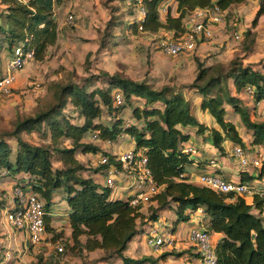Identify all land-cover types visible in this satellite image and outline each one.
<instances>
[{
	"label": "trees",
	"instance_id": "1",
	"mask_svg": "<svg viewBox=\"0 0 264 264\" xmlns=\"http://www.w3.org/2000/svg\"><path fill=\"white\" fill-rule=\"evenodd\" d=\"M132 1L138 10L136 0ZM59 2L61 0H29L28 4H23L17 0H0L3 43L11 50L21 45L24 50L33 51L37 61H44L49 48L56 45L59 38L54 18V8ZM169 2L176 3L178 16L174 15L173 6H168L162 15L161 9ZM246 2L142 0L146 14L128 28L134 35L164 32V40H178L189 31L186 20L193 12L218 7L226 12L225 19L231 20V8ZM262 15L264 0H261L253 27ZM250 35L247 31L246 38ZM251 47L248 46V51ZM102 79L108 85L106 88L97 87ZM193 89L202 97V110L212 116L217 127L200 123L192 113L191 101L171 87L154 89L147 82L101 74L76 82L72 79L51 82L35 114L18 118L14 129L0 136V180L12 179L16 182L15 188L24 193L32 192L44 202L46 232L52 236L54 245L63 247L62 252L56 251L57 255L64 253L83 259L88 254L101 252L103 257L93 264L117 261L161 264L169 258L186 256L199 260V255L192 254L191 250L140 259L126 253L131 243L144 234L147 223L160 221L162 212L169 211L175 216L174 226L170 228L175 233L179 224L192 221L193 215L202 210L207 219L202 228L220 236L215 246L216 264H264V198L256 194L249 203L242 196L217 193L195 185L187 175V169L195 163L193 152L184 148V144L191 142L196 151L227 156L224 143L229 141L246 149L237 124L230 119L234 113L250 134L252 149L261 148L264 152V121L253 120L257 108L251 109L241 98V94L247 92L256 104L264 101V74L235 59L229 68L201 67ZM118 92L125 100L121 106L114 100ZM135 99L144 101V106L131 107ZM127 107L132 108L133 119L142 127L127 126L120 118ZM105 111L111 119L109 124L102 121ZM34 132L38 134L39 144L23 138L24 134ZM189 132L200 137L202 143H197ZM94 134L102 142H115L127 134L135 141V149H146L148 166L159 189L150 201L148 215L142 212V205L133 207L127 200L112 199L111 190L96 182L94 175L105 174L107 165L93 169L78 159L79 154H92L108 156L114 161L115 155L86 142L87 136ZM12 140L15 148L9 144ZM240 176L244 184L251 180L261 182L264 164L261 168L242 169ZM57 200L66 202L68 207L64 219L71 229V237L66 240L53 226ZM4 205L5 201L0 200V207ZM33 248L31 245V252ZM45 255V252L36 254L34 264H58L54 256Z\"/></svg>",
	"mask_w": 264,
	"mask_h": 264
},
{
	"label": "rangeland",
	"instance_id": "2",
	"mask_svg": "<svg viewBox=\"0 0 264 264\" xmlns=\"http://www.w3.org/2000/svg\"><path fill=\"white\" fill-rule=\"evenodd\" d=\"M168 6H173L175 15L173 2L164 5L161 9L162 15L166 13ZM260 8L261 0H247L244 4L233 6L231 8L233 18L231 20L226 19L221 25H214V33L211 39H201L197 42L194 51L184 52L172 57L167 56L159 48V42L164 40L163 36L166 33L161 32L154 35L140 32L134 35L131 29L128 28L129 25L140 19V14L132 0H61V2L56 3L54 8V18L59 29V38L56 45L49 48L44 61L35 60L29 66L28 72L20 79L19 85L14 89L11 96H0V136L11 132L18 118L33 116L37 110L39 100L44 99L47 95L48 85L57 80L67 82L72 79L76 82L101 74L118 75L139 83L147 82L154 89L171 87L183 94L191 103L196 102L199 105L202 97L195 93L193 86L201 67L222 65L229 68L236 59L264 74V15L259 19L257 26L253 27V21ZM70 16L73 17L71 21L69 20ZM236 31H241L243 34L240 41L234 38ZM247 31L251 34L250 38H246ZM1 44H3L2 41H0ZM248 46H252L251 51H248ZM4 53L8 56L11 55L9 49L5 50ZM34 83L40 86L32 87L31 85ZM107 86L105 79L97 84V87L106 88ZM241 98L245 100L250 108L257 105L251 100L247 92L242 93ZM144 103V101L135 99L131 107H143ZM69 110H72V108L69 107ZM73 115L77 116L75 113ZM120 118L129 124H137L142 127L141 123H137L133 119V110L130 107L124 110ZM230 119L237 124L247 152H256L257 149H252L250 145L251 136L241 123L239 116L233 113ZM257 119L264 121V115L259 114ZM253 120H256V118H253ZM102 121L106 124L111 121L106 111ZM123 135L115 142L116 145L113 143L112 146L107 142L106 144L93 142L91 140L92 135L87 136L86 142L100 146L104 152L109 154L113 152L124 154L125 150L135 149L136 144L132 137H128L126 134ZM23 138L33 144H39V137L36 132L31 135L24 134ZM9 144L13 148L16 147L14 140L9 141ZM116 146L118 147L116 148ZM187 147L190 146L185 144L184 148ZM224 147L229 154L227 157L232 161L231 163H234V167L230 166L229 168H235L238 171V173H229L237 180L241 167L233 153L231 143L226 141ZM199 154L194 153V156ZM77 157L93 169L101 166V158L98 155L79 154ZM197 169L201 171L200 168ZM104 170L108 169L105 168ZM249 171H252V169H249ZM102 175L104 177L101 178ZM102 175L99 173L97 177L105 180L106 174L103 173ZM11 182L10 179L0 180V200L6 201V204L13 197L14 187L11 186ZM245 183L256 185L258 180L246 181ZM248 202L250 203V198ZM60 204L61 202H58L53 211L56 218L54 224L57 227V234L62 232L64 240H66L69 237V228L63 218L64 206ZM150 206L151 203L143 205L142 212L148 215ZM160 216V221L157 223H147L144 227V234L130 247L126 253L127 256L138 259L143 256L159 258L162 254L173 251L191 250L192 253L194 250L195 252V247L189 242L187 234L193 229L201 228L192 226L190 222H185L179 224L178 230L172 233L170 228L174 226L175 219L173 213L165 211ZM156 230L160 234L171 235L176 241V246L173 248L162 247L158 251L149 246L147 244L148 235ZM16 233L19 232L16 231ZM1 234L0 227V241L6 238V235ZM51 238L52 236L47 233L43 241L38 244V252H45L49 257L54 256L58 264H93V262H97L103 257L101 252L88 254L83 259L64 255V253L59 256L56 254L58 245H54ZM59 243H62V241ZM1 246L0 254L1 251L7 249L12 252L17 250L14 245ZM9 246L11 247L9 248ZM188 258L190 257L182 259L169 258L161 264H189ZM23 264L34 263H31L29 259ZM193 264H200V262L199 260L193 261Z\"/></svg>",
	"mask_w": 264,
	"mask_h": 264
},
{
	"label": "built area",
	"instance_id": "3",
	"mask_svg": "<svg viewBox=\"0 0 264 264\" xmlns=\"http://www.w3.org/2000/svg\"><path fill=\"white\" fill-rule=\"evenodd\" d=\"M20 3L28 4L29 0H17ZM138 13L142 19L146 12L142 8V0H136ZM226 12H222L218 7L214 10H197L186 20L188 32L178 40H163L159 42V48L167 56H178L184 52L195 50L197 42L201 39L209 40L213 37V26L223 24L226 19ZM69 20H73L70 16ZM234 38L240 41L242 32L236 31ZM35 53L24 50L23 46L13 49V58L6 65V74L0 76V96H11L18 79V73L24 70L29 64L35 62ZM33 86H37L33 84ZM38 87V86H37ZM116 105L121 106L125 100L121 93L114 96ZM131 124L127 123V126ZM91 140L95 143L102 142L98 135L94 134ZM105 143V142H102ZM110 143V142H108ZM187 152H193L191 147L185 148ZM233 153L242 169L250 167L261 168L264 164V152H247L241 146H234ZM115 155V154H114ZM101 165H107L105 171V186L111 190L112 196L116 191L122 190L126 194L127 201L133 207L143 206L150 203L151 199L159 192L148 166L146 149H132L121 155H115L112 162L108 156H101ZM193 181V180H192ZM196 181L200 186L208 188L214 192L222 194H236L244 198L254 197L260 194L264 198V189H260L259 184H244L242 181H230L219 176L216 172H204ZM45 204L37 195L32 192L24 193L15 188L13 192L12 207L5 213L6 222L14 229L25 232L29 236L32 244L38 245L46 237L45 224ZM147 244L156 251L162 247L173 248L176 241L171 235H164L158 231L150 232ZM189 242L195 247V253L199 255L201 264H216L215 253L216 244L213 237L206 229H193L188 233ZM59 252L63 247L58 246ZM6 261H11L15 256L12 253H5Z\"/></svg>",
	"mask_w": 264,
	"mask_h": 264
},
{
	"label": "crops",
	"instance_id": "4",
	"mask_svg": "<svg viewBox=\"0 0 264 264\" xmlns=\"http://www.w3.org/2000/svg\"><path fill=\"white\" fill-rule=\"evenodd\" d=\"M173 5L175 6V12H176V3L173 2ZM175 16H178L177 12H176ZM0 41H2V39ZM2 43H3V41H2ZM4 44H5L6 47L4 46ZM8 46L9 45L7 43H3V44L0 45V76H3V75L6 74V65L13 58V50H11ZM7 49H9L10 52H11L10 56H8L7 54L4 53L5 50H7ZM31 64H29L27 66L28 68L26 67L24 70H22V71H20L18 73V79H17V83L15 85V88L19 85L20 79L23 77V75L26 72H28L29 66H31ZM35 85H37L38 87L40 86L39 84H35ZM31 86L32 87H37V86H33V84ZM201 103H202V100H201L199 105H197L196 102L192 104V113H193V115L199 120L200 123H204L207 126H209L210 128L217 127V125L215 124V121L212 118V116L208 112L202 110ZM255 107L257 108V116H259V114L260 115H264V101L259 103V104H257L253 108H255ZM253 108H251V109H253ZM230 112H231V110H230ZM231 114H233V113H231ZM257 116H256V120L257 121H263L261 119H257ZM189 133H190L191 137L196 140L197 143H202V139L200 137L194 136L195 134L193 132H189ZM126 136L129 137V135H127V134H126ZM117 141H115V142H117ZM115 142H110L109 144L111 146L113 145V143H114V145H116ZM105 144H106V142H105ZM186 145H189L193 149L192 158L195 160V163L191 167H189L187 169V175L190 177L191 182L194 183L195 185H199V183L196 181V179L198 178V176H200L204 172H216L219 176L223 177L226 180L236 181V182L237 181H241V176L240 175H239L238 179L235 180L234 176H232L230 174L231 172L238 173V171L235 168H233V169L229 168L230 166L234 167V163H231L232 161L227 157L228 155L227 156H220V155H218L216 153H210V152L205 153V152L196 151L197 150L196 147L191 142L186 143ZM234 146H236V145H233L231 143V147H234ZM117 147L118 146H116V148ZM105 149H107V147H105ZM114 149H115V147H114ZM129 150H132V149H129ZM129 150H125V151L127 152ZM257 151H263V150L261 148H258ZM194 153H200V154L194 156ZM114 154L115 155H121L123 153L118 154V153H114L113 152L112 155H114ZM98 156H100V158H101V155H98ZM197 168H200L201 171H199ZM241 170H242V168H241ZM241 170L239 171V174H240ZM102 174L103 173H101V175ZM102 177H104V176L102 175L101 178ZM94 178H95L97 183H99L101 185H105V180L104 179L101 180V178H98L97 175H94ZM10 180L12 181L11 182V186H13L14 189H15L16 182L14 180H12V179H10ZM257 184L261 185L260 189H262V190L264 189V179L261 182L258 181ZM6 197H8V196H6ZM111 198L112 199L125 200L126 199V194L122 190H118V191H116L114 196H112V194H111ZM249 198H250V203H251L253 201V197H248V198H246V200L248 201ZM12 200H13V197H11V200H9V201L7 199L8 204H6V201H5V205H4L5 207H0V227H1V231H2L1 235H6V238L1 239L0 246L1 245H6V244H10V245H14L15 248H17V250H16V252H12L10 249H7L5 251H1L0 264H13V263L14 264H23V263H26L27 260L29 261V259H30L31 263H34V262H36L35 256H36V254L39 253L38 252L39 251V245L32 244L30 242V240H29V236H28L27 233L18 231L16 229H13L5 220V213L8 210L11 209ZM2 201H4V200H2ZM57 201H59V200H57ZM60 205L64 206V211L66 212V210L68 208L66 202L61 201ZM63 218H64V214H63ZM55 220H56V218H55V215H54L53 226H54V228L57 229V227L54 224ZM263 220H264V214H263ZM64 221H65V219H64ZM206 221H207V219L205 218L202 210H199L196 214L193 215V219H192V221H190V223L194 227L202 228L205 225ZM65 223L68 225V228H69L68 229L69 230V234H68L69 237L68 238H70L71 237V229L69 227V224L66 221H65ZM179 226L177 228H179ZM16 231L19 232V233H16ZM211 235L213 237L214 243L216 244V242L218 241L220 236L217 235V234H211ZM140 237L141 236L137 237L131 243L130 247L132 245H134L136 243V241ZM187 237H188V234H187ZM49 243H51V242H49ZM31 245H34L33 252L30 251ZM1 247H4V246H1ZM10 247L11 246H9V248ZM7 252L12 253L15 256V258H13V260H11V261H6L5 258H4V254L7 253ZM192 253L195 254L194 250H193ZM45 256L49 258V256H47V255H45ZM186 257H188V256H186ZM189 257L190 258L187 259V261H189V264H193V261H198V259H196L194 257H191V256H189ZM133 258L138 259L136 257H133ZM116 263L122 264L121 261H117ZM116 263H114V264H116Z\"/></svg>",
	"mask_w": 264,
	"mask_h": 264
}]
</instances>
